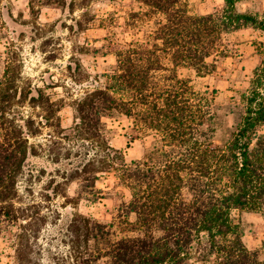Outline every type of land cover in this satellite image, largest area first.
I'll use <instances>...</instances> for the list:
<instances>
[{
	"label": "trees",
	"instance_id": "trees-1",
	"mask_svg": "<svg viewBox=\"0 0 264 264\" xmlns=\"http://www.w3.org/2000/svg\"><path fill=\"white\" fill-rule=\"evenodd\" d=\"M135 1L144 7L129 14L125 28L138 32L114 49L104 81L73 101L72 126L62 127L63 104L43 88L22 87L7 67L0 72V230L23 216L14 199L26 159L37 153L29 138L54 126L78 145L67 152L79 160L64 178L95 200L102 194L97 181L111 173L128 191L125 215L136 214L119 221L135 233L123 236L88 215L73 216L70 264H264L232 217L234 210L264 217V41L226 138L217 135L213 94L178 74L180 66L198 75L216 71L217 57L229 51L228 35L248 27L264 33V12L243 10L239 0H223L221 9L205 14L190 13L188 0ZM24 102L49 113L39 121L25 117L14 107ZM122 116L151 138L140 158L128 161L111 143L105 118ZM24 234L17 236L21 246Z\"/></svg>",
	"mask_w": 264,
	"mask_h": 264
},
{
	"label": "rangeland",
	"instance_id": "rangeland-1",
	"mask_svg": "<svg viewBox=\"0 0 264 264\" xmlns=\"http://www.w3.org/2000/svg\"><path fill=\"white\" fill-rule=\"evenodd\" d=\"M223 3L188 0V10L205 14L221 9ZM238 6L264 12V0H239ZM143 7L135 0H0V72L7 67L22 87L43 88L52 101L63 104L57 114L62 127H70L73 101L104 81L103 74L115 62L114 49L138 32V28H125L129 14ZM148 28L145 24L140 29ZM262 41V31L242 28L228 35L229 51L217 57L213 73L198 75L191 67H178L181 77L188 79L195 90L210 91L220 106L219 138H226L231 125L240 118V94L249 86L259 61L257 46ZM14 107L36 121L49 113L29 102ZM105 121L112 145L122 149L128 161L142 157L151 148V138L138 134L130 119L109 117ZM60 135L54 126L44 125L29 138L37 153L28 155L14 199L16 206L22 207L23 216L0 230V264H70L67 226L75 215L93 217L109 225L118 236L135 234L119 222L125 218L134 221L136 214L125 215L129 194L111 173L97 181L102 194L95 200L89 192H79L76 181L64 178L65 170L79 160L78 156L68 157L67 152L78 145L75 139L64 140ZM232 217L243 229L248 248L264 258V217L246 210H234ZM21 232L25 233L22 246L17 237ZM25 252L27 261L22 260Z\"/></svg>",
	"mask_w": 264,
	"mask_h": 264
}]
</instances>
